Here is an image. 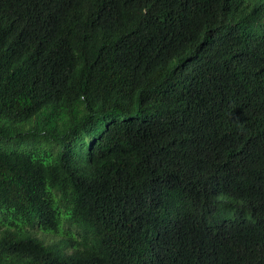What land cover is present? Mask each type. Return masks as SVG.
<instances>
[{
	"label": "trees",
	"instance_id": "1",
	"mask_svg": "<svg viewBox=\"0 0 264 264\" xmlns=\"http://www.w3.org/2000/svg\"><path fill=\"white\" fill-rule=\"evenodd\" d=\"M0 264H264V0H0Z\"/></svg>",
	"mask_w": 264,
	"mask_h": 264
}]
</instances>
